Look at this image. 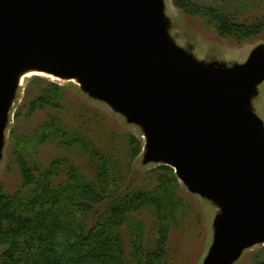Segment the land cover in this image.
<instances>
[{
    "label": "water",
    "instance_id": "water-1",
    "mask_svg": "<svg viewBox=\"0 0 264 264\" xmlns=\"http://www.w3.org/2000/svg\"><path fill=\"white\" fill-rule=\"evenodd\" d=\"M164 24L161 0H0V149L22 70L79 77L142 126L150 160L222 206L205 264H232L264 244V134L246 106L264 53L215 76L170 45Z\"/></svg>",
    "mask_w": 264,
    "mask_h": 264
},
{
    "label": "trees",
    "instance_id": "trees-1",
    "mask_svg": "<svg viewBox=\"0 0 264 264\" xmlns=\"http://www.w3.org/2000/svg\"><path fill=\"white\" fill-rule=\"evenodd\" d=\"M247 2L200 6L175 1L182 11L206 19L221 37L237 42L264 34V15L254 13L259 0L242 5ZM33 81L36 92L26 91L16 122L49 108L54 113L34 129L16 125L11 130L8 171L15 164L21 182L13 192L0 182V264H165L170 226L179 225L184 210L173 168H153L144 182L134 185L132 163L141 152L137 140L128 141L123 161L87 135V113L77 115L76 126L66 123L62 86L42 76ZM46 144L79 150L84 159L77 165L68 156H57L44 166L38 149ZM147 219L150 236L155 233L148 241ZM260 251L261 259L255 261L264 264V246Z\"/></svg>",
    "mask_w": 264,
    "mask_h": 264
},
{
    "label": "rangeland",
    "instance_id": "rangeland-1",
    "mask_svg": "<svg viewBox=\"0 0 264 264\" xmlns=\"http://www.w3.org/2000/svg\"><path fill=\"white\" fill-rule=\"evenodd\" d=\"M176 0H161V17L165 19L164 37L170 45L181 52L186 60L202 72L210 70L215 76H220V68L233 70L239 65H245L255 53H264V34L250 41L237 42L221 37L214 26L202 17L192 16L176 6ZM200 6H209L221 0H190ZM250 0L242 5H250ZM255 14L264 15V0H259ZM255 6V5H254ZM253 7V6H252ZM251 7V8H252ZM247 8V7H245ZM30 76L20 79L14 90V95L7 114L4 142L0 149V182L4 183L8 192L18 189L21 174L15 164L8 166L11 161L10 133L14 126L23 130L34 129L45 121L48 113H54L49 108L37 112L33 117L21 118L16 122L15 113L22 104L29 89L30 94L36 92V84ZM45 78V77H44ZM48 81L62 86V117L69 126H76L81 112L90 118V132L93 140L102 149L112 150L123 161H126L128 141L135 138L141 146V152L132 163V178L134 185L144 182L149 171L165 164L163 160H150L148 140L145 131L138 123L130 121L108 102L91 96L84 91L79 82ZM33 96V93H32ZM249 114L261 121L264 134V79L256 85L247 103ZM106 150V151H107ZM57 156H68L77 165L83 161L79 150H64L54 144H46L38 149V157L47 166ZM181 195L184 198V210L178 217L179 225L170 226L169 240L166 248L165 264H205L213 242L217 235L216 222L223 212L222 206L215 200L200 193L191 192L181 181ZM184 212V213H183ZM149 216V214H146ZM150 221L147 219L150 236ZM156 239L152 240L155 242ZM146 245V243H145ZM264 244H255L245 249L232 264H257L255 259H261V249Z\"/></svg>",
    "mask_w": 264,
    "mask_h": 264
},
{
    "label": "bare ground",
    "instance_id": "bare-ground-1",
    "mask_svg": "<svg viewBox=\"0 0 264 264\" xmlns=\"http://www.w3.org/2000/svg\"><path fill=\"white\" fill-rule=\"evenodd\" d=\"M30 76L51 77L48 73H46L44 71H41V70L35 69V68H29V69L22 70L20 72L19 78L25 79V78H28ZM51 78H54V80H57V78H55V77H51ZM72 81L78 82V81H80V78L76 77V78L72 79Z\"/></svg>",
    "mask_w": 264,
    "mask_h": 264
}]
</instances>
